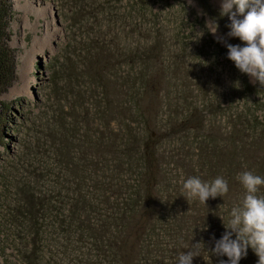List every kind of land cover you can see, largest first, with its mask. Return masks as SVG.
Listing matches in <instances>:
<instances>
[{
  "label": "trees",
  "instance_id": "16d2710c",
  "mask_svg": "<svg viewBox=\"0 0 264 264\" xmlns=\"http://www.w3.org/2000/svg\"><path fill=\"white\" fill-rule=\"evenodd\" d=\"M58 1L81 30L74 56H67L61 73L55 71L63 99L73 96L74 104L65 112L51 106L50 147L40 177L46 182L35 188L36 196L31 177L9 185L16 198L9 226L29 236L34 228L33 235L40 231L47 246L65 242L96 264H176L178 253L197 242L206 251L193 264L227 259L211 254V248L225 231L220 216L226 221L242 199L237 174L264 176L260 86L235 68L202 19L207 39L201 37L199 65L189 64L196 49L181 40L182 29L172 26L167 33L161 24L168 14L164 7L174 2L185 7L182 0ZM198 2L220 24L224 40L241 43L226 36L227 16L210 0ZM193 12L181 19L188 24L193 15L198 19ZM13 17L11 0H0V95L17 76L10 46ZM0 105L8 109L5 102ZM1 113L0 141L8 118ZM189 176L203 181L222 176L229 191L206 204L188 202L181 186ZM257 259L249 248L239 264Z\"/></svg>",
  "mask_w": 264,
  "mask_h": 264
},
{
  "label": "rangeland",
  "instance_id": "374dc122",
  "mask_svg": "<svg viewBox=\"0 0 264 264\" xmlns=\"http://www.w3.org/2000/svg\"><path fill=\"white\" fill-rule=\"evenodd\" d=\"M168 1V4L173 2ZM182 1L185 7L178 2H174V6L164 7L168 14L163 16L161 24L167 33L172 26L182 29L179 34L181 40L191 49H196L189 64L199 65L196 54L199 48L202 49L201 37L207 39V33L200 29L199 21L202 19L206 28L209 24L207 30L212 29L211 22L215 21L216 32L209 31L214 38L222 37L221 26L213 16L206 13L198 0ZM11 3L14 17L10 28V46L15 53L17 76L9 90L0 95V102L8 105V109L0 105V117L3 115L1 112L8 117L3 126L6 137L0 141V264H96L88 254H78L65 242L59 245L61 242L52 244L49 241L52 246H47L40 231L33 235L34 228H31L32 236H29L22 231L15 233L9 226L8 213L14 205L11 199H16L10 193L9 185L31 177L29 186L36 196L35 188L39 189L46 182L43 178L40 180V177L44 176L46 150L50 147V125L53 122L49 117L51 106L59 105L65 112L70 109L69 105L74 104L73 96H67V101L63 99V82L60 80L57 84L55 71L61 73V66L67 56H74V45L78 34L81 35V30L72 26L69 16L63 15L64 8L58 0H11ZM210 3L219 11V0H210ZM191 12L197 14L198 19L193 15L190 19L192 22L188 24L181 18L188 17ZM221 62L219 58L218 66H223ZM223 74L228 77L227 72ZM260 89L263 92L257 97L264 103V88ZM77 105L83 107L78 102ZM75 111L78 112L76 108ZM28 158L31 163L29 167L28 162H24ZM23 162L26 168L21 169ZM35 168L37 175L33 174ZM17 199L22 200L21 194H17Z\"/></svg>",
  "mask_w": 264,
  "mask_h": 264
},
{
  "label": "clouds",
  "instance_id": "9594fccd",
  "mask_svg": "<svg viewBox=\"0 0 264 264\" xmlns=\"http://www.w3.org/2000/svg\"><path fill=\"white\" fill-rule=\"evenodd\" d=\"M219 2L220 16L228 18L226 36L238 38L241 43H228L219 36L215 38L227 48L226 56L235 68L246 74L250 82L264 88V0ZM211 23L213 27L208 31L215 33L217 25L214 20ZM236 179L244 190L243 196L239 204L229 210L226 221L218 215L225 231L214 239L211 254L227 258L220 259L219 264H239L251 248L258 258L256 264H264V195L259 194L260 187L264 186V176L245 170L239 172ZM228 191V181L222 176H216L211 181L189 176L181 186V193L188 202L195 199L202 204H206L210 197L223 198ZM187 249L178 253L176 264H193V258L202 256V250L206 251L199 242Z\"/></svg>",
  "mask_w": 264,
  "mask_h": 264
}]
</instances>
